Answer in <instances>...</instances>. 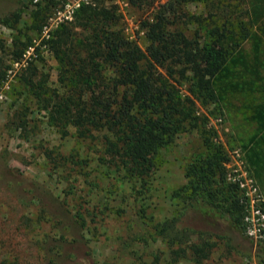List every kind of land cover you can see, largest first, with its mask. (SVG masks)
I'll return each instance as SVG.
<instances>
[{"label":"rangeland","instance_id":"obj_1","mask_svg":"<svg viewBox=\"0 0 264 264\" xmlns=\"http://www.w3.org/2000/svg\"><path fill=\"white\" fill-rule=\"evenodd\" d=\"M62 0H0V38L30 37L19 60L2 55L8 69L0 85V260L19 264H264V244L252 243L224 218L194 210L175 192L185 183L184 165L202 149L216 146L229 166L244 164L241 142L258 129L239 100L219 113L189 93L186 81H175L159 69L162 80L188 98L195 125L185 123L156 154V164L143 181L131 180L104 153L102 133L78 138L67 125L62 135L47 123L45 110L18 84L30 62L44 74L46 86L64 90L58 63L43 39L60 24L50 17ZM162 0H159L161 2ZM48 7L39 32L32 12ZM119 14V27L141 49L145 40L139 21L145 7L128 0H92ZM201 4L192 1L189 10ZM19 10L14 28L2 20ZM149 12V11H148ZM71 21V20H70ZM50 24V26H49ZM46 28V29H45ZM79 31V29H77ZM39 57L41 59H39ZM264 200V174L258 184ZM172 223L165 230L166 224Z\"/></svg>","mask_w":264,"mask_h":264},{"label":"trees","instance_id":"obj_2","mask_svg":"<svg viewBox=\"0 0 264 264\" xmlns=\"http://www.w3.org/2000/svg\"><path fill=\"white\" fill-rule=\"evenodd\" d=\"M192 1L200 2L198 11L187 8ZM128 2L147 11L139 21L143 49L121 30L115 8L82 4L71 21L43 39L57 60V78L67 82L65 89L46 86L44 74L32 62L20 71L18 84L62 135L70 124L78 138L101 132L111 162L129 179L140 181L155 166L158 150L185 123L195 125L197 119L187 96L162 80L159 69L177 82H188L189 93L203 104H213L220 114L243 100L258 127L240 144L244 167L257 186L262 185L264 0ZM36 4L29 27L39 32L48 7ZM19 16L15 10L2 22L14 28ZM29 41V36L16 37L7 49L0 38V85L9 67L3 53L11 61L19 60ZM225 160L216 146L190 156L183 168L185 183L174 195L192 209L224 218L241 230L243 203L236 185L225 178ZM260 205L264 209V201Z\"/></svg>","mask_w":264,"mask_h":264},{"label":"built area","instance_id":"obj_3","mask_svg":"<svg viewBox=\"0 0 264 264\" xmlns=\"http://www.w3.org/2000/svg\"><path fill=\"white\" fill-rule=\"evenodd\" d=\"M90 3L92 0H62L60 7L49 19L54 24L70 21L80 5ZM225 178L236 185L241 196L243 203L240 219L242 233L254 244L263 243L264 209L260 204L264 200L259 187L247 172L244 164H236V167L229 166Z\"/></svg>","mask_w":264,"mask_h":264}]
</instances>
